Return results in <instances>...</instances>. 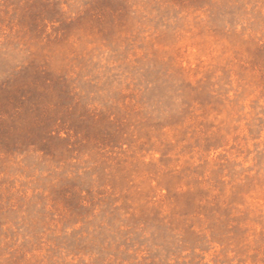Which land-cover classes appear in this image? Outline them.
I'll return each instance as SVG.
<instances>
[{
	"label": "rangeland",
	"instance_id": "obj_1",
	"mask_svg": "<svg viewBox=\"0 0 264 264\" xmlns=\"http://www.w3.org/2000/svg\"><path fill=\"white\" fill-rule=\"evenodd\" d=\"M0 264H264V0H0Z\"/></svg>",
	"mask_w": 264,
	"mask_h": 264
}]
</instances>
